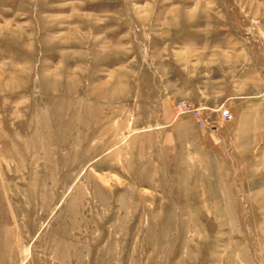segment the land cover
<instances>
[{"label":"rangeland","instance_id":"1","mask_svg":"<svg viewBox=\"0 0 264 264\" xmlns=\"http://www.w3.org/2000/svg\"><path fill=\"white\" fill-rule=\"evenodd\" d=\"M0 264H264V0H0Z\"/></svg>","mask_w":264,"mask_h":264},{"label":"built area","instance_id":"2","mask_svg":"<svg viewBox=\"0 0 264 264\" xmlns=\"http://www.w3.org/2000/svg\"><path fill=\"white\" fill-rule=\"evenodd\" d=\"M178 109H179V111H182V112L192 113L196 117V120H197L200 127H204V128L208 127L209 123L203 117L202 112L199 108L193 107L187 101H180L178 103ZM222 114L226 119L232 118V113H231L230 109H227V108L223 109ZM209 127H212V125H209Z\"/></svg>","mask_w":264,"mask_h":264}]
</instances>
